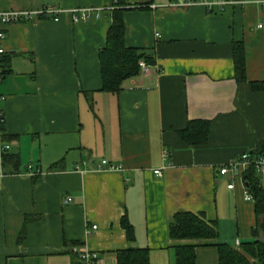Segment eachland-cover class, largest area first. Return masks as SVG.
Returning a JSON list of instances; mask_svg holds the SVG:
<instances>
[{
  "label": "crops",
  "instance_id": "obj_1",
  "mask_svg": "<svg viewBox=\"0 0 264 264\" xmlns=\"http://www.w3.org/2000/svg\"><path fill=\"white\" fill-rule=\"evenodd\" d=\"M126 1L123 45L152 64L109 93L100 89L97 54L111 0H0V12L64 10L54 21L1 28L8 73L0 78V143L18 168L0 166V264H73L79 246L100 264H116L117 252L134 247L146 264H175L176 248H191L193 264H218L217 243L251 264L244 245L264 242L242 197L244 167L224 177L215 170L264 139V94L249 86L264 80L259 0L213 14L196 4L149 0L141 10L145 0ZM82 8L92 15L71 23L68 10ZM191 123H206L202 142L180 138ZM102 159L119 170L94 171ZM27 166L39 175H24ZM255 176L264 189V173ZM175 212L200 215L215 238L168 239Z\"/></svg>",
  "mask_w": 264,
  "mask_h": 264
},
{
  "label": "trees",
  "instance_id": "obj_2",
  "mask_svg": "<svg viewBox=\"0 0 264 264\" xmlns=\"http://www.w3.org/2000/svg\"><path fill=\"white\" fill-rule=\"evenodd\" d=\"M149 0H145L143 3H137L136 9H145V5ZM235 1V0H229ZM239 1V0H237ZM111 10L108 13L109 24L106 27L103 41V47L98 49L97 63L99 64V78L101 91L109 93H118L119 84L122 80L131 78L138 74V61L142 60L147 65H151L152 62L148 55H145L142 50L135 48H128L123 45V32L124 23L121 20V13L126 9V0H111ZM213 14V13H210ZM7 55H0V77L5 76L8 73L6 68ZM243 58L241 54L237 55L234 59L233 68L236 72L237 79H242L243 75ZM252 89L262 92L264 94V80L256 83L249 84ZM2 122L0 114V126ZM206 123H193L187 125L184 131L180 132L181 139L186 140L188 144L203 141L205 134L207 133ZM257 155L264 154V139L260 145L249 152L247 156L250 158ZM10 167L9 174H14L16 168H18L16 158L12 154L4 152L0 155V166L4 168ZM52 169V168H51ZM2 173H4L2 171ZM255 171L251 166H248L241 174V184H243L245 191L251 197V203L253 205V211L255 212L256 225L258 230L264 236V189L258 181V177L255 176ZM33 177V176H30ZM121 228L126 232L125 236L128 238L130 233L128 225L125 223V219H120ZM167 237L170 240H201L214 239L215 227L212 224L204 223L201 220L200 215H193L183 212H175L167 223ZM251 234L254 231L251 230ZM245 253H248L252 257L251 264H264V242L253 241L252 243L245 244ZM217 263L218 264H248L247 260L240 254L233 251V249L217 243L214 245ZM174 256L176 257L175 264H193L194 256H192L191 248H176ZM116 264H146L147 258L145 251H139L134 248H125L120 250L115 255Z\"/></svg>",
  "mask_w": 264,
  "mask_h": 264
},
{
  "label": "built area",
  "instance_id": "obj_3",
  "mask_svg": "<svg viewBox=\"0 0 264 264\" xmlns=\"http://www.w3.org/2000/svg\"><path fill=\"white\" fill-rule=\"evenodd\" d=\"M169 6L171 7H189L193 4L201 5L205 12L208 13H214L221 10L222 6L227 5H235V3H238L237 0L235 1H229V0H184V3H180L177 0H169ZM256 4L261 8V10H264V0L256 1ZM88 12H92V10L89 9H79V10H68L67 14H69V18L71 23H78L82 21H86L89 16L92 15L88 14ZM64 13V10L56 9L55 7L51 6H44L40 7V9H37L35 11H14V9L9 11L0 12V42L3 38V33L1 28L5 25L12 24L13 22L19 23V22H27L32 21L34 18H40L54 21L59 14ZM256 27H259L258 25ZM3 54L1 45H0V55ZM138 72H145L147 66L142 60L138 61ZM1 78V77H0ZM4 152H7V145L4 143H0V155ZM161 157L164 158L165 154L164 152L161 153ZM248 166H251L252 169H254L255 173L261 175L264 173V154L257 155L256 157L250 158L245 153L241 152L239 155V158L237 161H228L225 165H221L220 167L215 168L217 171V175L220 177L226 176L228 173H233L236 171L239 167H244L246 169ZM30 166H27L24 168V175L26 176H38L39 173L37 170L30 171ZM74 170H77V167L74 166ZM116 171L119 170L118 167L111 165L110 163L105 162L103 159L98 161V164L95 165L94 171L96 172H102V171ZM162 168L158 170L152 171V174L155 176H159L161 173L160 171ZM232 185L229 183L225 189L229 190ZM242 197L246 200H251V197H249L248 193L245 191L244 186L242 188ZM61 202L67 203L69 202L68 197L62 196ZM93 230L94 226L91 225L90 227H85L84 232L85 234H88L89 230ZM237 242L234 243L236 245ZM72 257L73 264H100V260L97 258L96 253L94 251H89L84 247H78L75 250H72L70 253Z\"/></svg>",
  "mask_w": 264,
  "mask_h": 264
},
{
  "label": "water",
  "instance_id": "obj_4",
  "mask_svg": "<svg viewBox=\"0 0 264 264\" xmlns=\"http://www.w3.org/2000/svg\"><path fill=\"white\" fill-rule=\"evenodd\" d=\"M178 2H180V3H184V0H177Z\"/></svg>",
  "mask_w": 264,
  "mask_h": 264
}]
</instances>
